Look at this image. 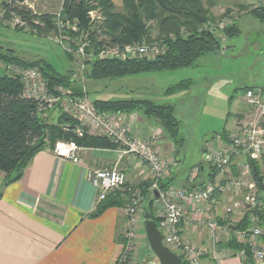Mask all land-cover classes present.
Wrapping results in <instances>:
<instances>
[{
  "label": "built area",
  "instance_id": "1",
  "mask_svg": "<svg viewBox=\"0 0 264 264\" xmlns=\"http://www.w3.org/2000/svg\"><path fill=\"white\" fill-rule=\"evenodd\" d=\"M58 12L53 15L55 26L53 40L67 53H75L86 61L89 55L86 48L90 46L89 35L80 31L79 21L65 15L66 0H59ZM22 5L34 9V1L23 0ZM97 11L89 13L91 21L99 20ZM6 17L4 10L0 11V20ZM13 26L20 27L27 32L29 26L18 16L13 15ZM227 25L218 26L223 31L233 25L234 19H225ZM206 29L210 30L212 23H207ZM44 27L45 25L42 24ZM72 34L73 36L69 35ZM79 42V44H77ZM76 43L77 48L72 47ZM164 50L159 45H114L104 46L97 52V57L103 60H128L146 57L153 59ZM83 61L82 68L85 69ZM7 74L18 77L23 84L22 96L35 100L47 108L53 109L60 105L64 113L74 117L81 125L89 127L101 137H105L121 147L119 158L130 155L138 158L143 163L153 179L151 193L154 197L157 211L156 218L158 229L163 237V244L177 254L182 264H203L206 258L219 263L226 257H236L246 261L248 254L254 264H264V247L258 244V239L264 237V227L260 225L256 210L259 206V191L255 180L252 178L250 160H264V96L261 91L248 90L243 97L246 113L239 119L234 130L228 133L227 139L217 137L214 146L207 145L204 149L203 160L217 176L200 186H192L197 179L200 169L196 167L194 176L188 186H169L161 189L160 185L166 181L175 162L166 160L159 155L151 140L141 139L132 134L131 123L125 114H111L99 112L89 100L87 91L82 88L81 96H74L73 91L63 87L49 88L48 82L39 68H23L9 65ZM42 110V109H41ZM79 137L83 136L81 128L76 129ZM84 150L74 141H59L52 152L59 158L80 162L79 154ZM241 161V162H240ZM90 182L98 191V200L104 201L107 197L127 185V175L114 168L94 170L88 176ZM131 200L126 209L128 226L124 235L122 252L118 264H145L135 260L136 234L135 226L138 215L143 211L144 201L136 190L128 189ZM224 202L223 220H218L215 212L219 201ZM261 203L264 207V193ZM193 213V220L207 231L209 246H196L187 241L182 234V223L187 218V212ZM247 218L249 226L238 229V225ZM237 241L246 249H241L236 254L228 247L221 251L220 245ZM160 264L159 260L155 262Z\"/></svg>",
  "mask_w": 264,
  "mask_h": 264
},
{
  "label": "trees",
  "instance_id": "2",
  "mask_svg": "<svg viewBox=\"0 0 264 264\" xmlns=\"http://www.w3.org/2000/svg\"><path fill=\"white\" fill-rule=\"evenodd\" d=\"M22 1L3 0L1 8L6 12V16L8 14L18 16L30 29L40 30L43 24L46 32H51L53 29L55 31L52 15H39L31 8L22 5ZM247 8L248 15L264 24V7ZM92 11L98 12L99 20L91 21L89 13ZM64 13L79 21L78 36L83 33L89 35L90 46L86 48V53L91 59L85 61L87 65L85 76L94 81L196 68L202 57L222 50L216 35L204 27L212 21L213 16L210 15V9H205L199 0H124L122 13L116 11V7L110 0H66ZM153 21H157L162 33L164 32V36L159 40L150 38L151 27L148 23ZM182 28L186 29L184 35H181ZM172 32H174V37L169 35ZM240 33L237 22L222 31L228 39L238 37ZM69 35L73 36L71 33ZM157 41L161 43L164 51L153 59L142 57L128 60H103L97 57V52L104 46H125L134 43L143 45L144 42ZM77 46L76 43H72L73 48ZM0 61L6 66L37 67L43 73L51 90L55 87H63L73 91L74 96L82 95V88L72 74L58 72L45 60H24L15 51L0 46ZM190 86L191 83L188 81L180 82L165 90L164 93L174 95L188 90ZM250 89L255 90L246 88L245 93ZM261 91L264 96V89ZM22 93L23 84L18 77H13L7 72L0 75V172L5 175V186L21 180L31 160L44 150H53L59 141H74L80 147L87 149H116L118 147L105 137L92 136L87 133L79 137L76 134L79 123L74 117L64 113L60 105L54 107L60 110L55 121H48L46 115L41 117V114L48 111L47 108L35 100L24 98ZM92 103L102 113L127 115L135 112L142 113L162 130L164 136L174 145L175 152L185 141L181 135L180 123L176 118L173 105L157 104L149 99L135 98L97 99ZM221 136L227 138V130H224ZM249 163L252 178L257 183L259 191L260 203L256 213L260 225L264 227V207L261 203L264 193L262 165L261 161L255 160H250ZM216 176L215 170L209 167L210 179L215 180ZM167 181L161 183V189L170 186V182ZM152 183L153 179L145 191L142 190V195L148 192ZM148 195L149 193L146 194ZM154 197L155 195L153 200ZM106 203L99 207L96 215L117 204L111 199ZM151 203H149L150 207ZM148 219L155 221L158 225V219L152 211L148 212ZM248 226L249 221L245 218L237 228L242 229ZM225 246L235 254L241 249L249 251L247 247L234 240ZM244 264H254L249 254Z\"/></svg>",
  "mask_w": 264,
  "mask_h": 264
},
{
  "label": "rangeland",
  "instance_id": "3",
  "mask_svg": "<svg viewBox=\"0 0 264 264\" xmlns=\"http://www.w3.org/2000/svg\"><path fill=\"white\" fill-rule=\"evenodd\" d=\"M29 1H34L35 6L33 10L39 15L53 16L58 12L60 6L59 0ZM199 1L205 9H210V15L213 16L212 21L209 22L212 23L210 31L216 35L222 46V50L217 55L206 56L200 59L198 62L199 68L94 81L87 79L85 76L87 65L85 64V69L82 68L84 60L75 53L69 54L65 52L52 39L54 29L51 32H46L42 26L40 30L28 29L25 32L20 27L13 26V15L9 14L3 20H0V46L15 51L24 60L33 61L42 59L51 64L58 72L72 74L73 78L78 81L77 84L81 88L86 89L91 102L97 99L117 100L135 98L149 99L157 104L173 105L175 107L176 118L180 123V132L185 141L177 152L174 149L173 156L163 157V153H158L164 159H171L175 162L170 167V171L174 169L176 185L182 187L187 179L190 182L194 176H197V173L194 171L196 167H202L204 169L203 174L209 175V165L203 160L204 149L207 145L214 146L216 144L217 137L219 136L216 133L222 132L225 127L229 129L234 124L235 117L237 118V124L243 114L246 113L243 104L245 89L251 87H256L257 89L255 90L257 91L264 89V49L260 51L255 45V42H257L259 46L260 42L261 47H264V34L259 36L253 28L254 25L248 24L244 26L243 33H240L238 37L228 39L222 34L221 28L218 27L220 24L227 25L225 19L230 17L234 19V22L240 24V26L242 25L240 19L244 17H249V19H253L257 23H260L259 20L248 15V8L239 5L236 0ZM2 2L3 0H0V4ZM220 5L223 8L219 7ZM2 10L0 5V11ZM116 11L122 13L123 7L120 9L116 8ZM96 16L99 17V14L97 13ZM148 25L151 27L150 38L152 40H159L160 37L164 36V32L162 33L161 26L158 25L157 21L149 22ZM207 25L205 24L204 27H208ZM250 29L253 30L251 31ZM17 30L19 31L17 32ZM184 34H186V29L182 28L181 35ZM169 35L170 37H174V32ZM134 44L140 45L139 43ZM143 45H159L162 47L159 41L153 43L144 42ZM87 59H91V57H87ZM6 67L8 66L0 61V75L6 73ZM185 81L191 83L188 90L174 95H166L164 93L165 90ZM51 112H55V114L50 118L48 114ZM59 112L60 110L57 107L41 114V117L46 115L48 117L47 120L53 122ZM135 113L137 114L138 112ZM78 127L82 129L83 133L100 136L97 132L80 123ZM234 127L233 125L229 129L230 132L232 129L234 130ZM162 138L161 136L159 141L156 140L154 143L152 141L155 144V149H157V146L163 144L161 142ZM116 150L120 151L121 147L118 146ZM125 157L139 161L138 158L130 155ZM261 165L264 176V161H261ZM115 166H103L101 168H94L92 171L114 168ZM117 168L123 171L119 166ZM151 182L152 177L150 174V178H146L142 183L137 184L136 187L132 188L126 185L116 191L121 193L120 195L124 192L126 201L131 200V194L128 192L129 188L141 193L143 198L144 208L138 215V223L135 226L136 239H141L137 242L135 260L138 263L144 262L145 264H156L155 262L158 260L150 249L144 227L146 213L152 211L155 218L157 214L155 208L156 202L151 195L152 184H150L149 190L147 189L148 192H144V196L142 195V192L145 191ZM147 193H149L148 196H146ZM149 203H151V207Z\"/></svg>",
  "mask_w": 264,
  "mask_h": 264
},
{
  "label": "crops",
  "instance_id": "4",
  "mask_svg": "<svg viewBox=\"0 0 264 264\" xmlns=\"http://www.w3.org/2000/svg\"><path fill=\"white\" fill-rule=\"evenodd\" d=\"M110 1L117 9L123 7L124 0ZM236 2L251 8L264 7V0ZM219 7L223 8L221 5ZM240 20L242 25H237L241 33L245 25L251 24L259 36L264 34V24L260 21L257 23L249 17ZM255 45L260 51L264 49L260 42L259 46L257 42ZM54 114L51 112L48 117ZM124 116L131 123L134 136L153 143L162 136L163 144L157 146L156 151L163 153V157L174 155L175 148L171 141L151 120L142 113ZM236 122L235 117V127ZM229 129L225 127L223 131L229 133ZM222 132L216 134L226 140L221 136ZM79 159L80 162L75 164L47 149L31 160L18 182L5 186V175L0 172V264H118L128 225L126 209L129 200L126 201L124 192L122 195L116 192L108 196L111 198L100 202L98 191L88 178L89 173L94 168L119 166L127 175V185L132 188L150 178V174L140 160L129 157L120 159L116 149L84 148ZM203 173L204 169L201 168L199 178L192 186H200V183L210 180L209 175ZM175 175L174 169L168 174L170 186H177ZM189 184L187 179L182 187ZM110 199L117 204L96 215L99 207L106 205ZM223 207L224 202L220 200L215 212L218 220H223ZM193 216V213L187 212L190 220L182 223V234L192 244L208 247L207 231L192 219ZM139 240L136 239V246ZM258 244L264 247V237L258 239ZM226 247L222 244L219 249L224 251ZM203 264H244V261L226 257L216 263L206 258Z\"/></svg>",
  "mask_w": 264,
  "mask_h": 264
},
{
  "label": "water",
  "instance_id": "5",
  "mask_svg": "<svg viewBox=\"0 0 264 264\" xmlns=\"http://www.w3.org/2000/svg\"><path fill=\"white\" fill-rule=\"evenodd\" d=\"M255 92L257 93V90H255ZM155 196L158 197V193L155 192ZM145 217L146 221L144 227L146 237L151 251L157 257L160 264H182L181 258L164 246L163 237L156 222L148 219V213H146Z\"/></svg>",
  "mask_w": 264,
  "mask_h": 264
}]
</instances>
